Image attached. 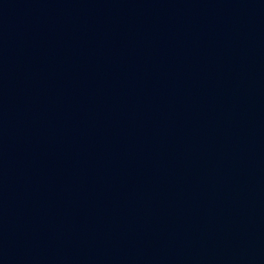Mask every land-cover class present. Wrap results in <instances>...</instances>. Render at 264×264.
Returning <instances> with one entry per match:
<instances>
[{
    "label": "water",
    "instance_id": "1",
    "mask_svg": "<svg viewBox=\"0 0 264 264\" xmlns=\"http://www.w3.org/2000/svg\"><path fill=\"white\" fill-rule=\"evenodd\" d=\"M0 264H264V0H0Z\"/></svg>",
    "mask_w": 264,
    "mask_h": 264
}]
</instances>
